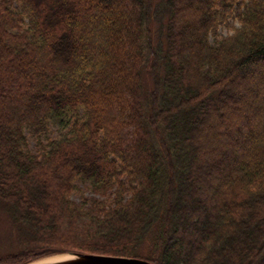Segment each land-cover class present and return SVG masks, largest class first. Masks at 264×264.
<instances>
[{"label":"trees","instance_id":"trees-1","mask_svg":"<svg viewBox=\"0 0 264 264\" xmlns=\"http://www.w3.org/2000/svg\"><path fill=\"white\" fill-rule=\"evenodd\" d=\"M0 205V264H264V0H0Z\"/></svg>","mask_w":264,"mask_h":264},{"label":"rangeland","instance_id":"rangeland-1","mask_svg":"<svg viewBox=\"0 0 264 264\" xmlns=\"http://www.w3.org/2000/svg\"><path fill=\"white\" fill-rule=\"evenodd\" d=\"M230 32L231 31L226 27H221L219 29V33H221L222 35L229 34ZM147 86H149V83L147 84ZM54 128H50L51 132L49 134L51 137L56 135V133L53 132L55 130ZM28 142H29V148L34 150L36 147L35 141L32 138H29ZM78 184L81 188L85 189V185H86L85 183L78 182ZM85 192L87 195L91 194L89 191H85ZM77 197H78L77 195H74V198L77 199ZM16 239H17L16 233L13 229L10 218H9L8 214L3 210L2 206L0 205V254H3L5 252L14 251L15 249H17ZM50 255H53V254H50ZM47 256H49V255H47ZM47 256H43V257L38 258L32 262H35V261L42 259L44 257H47Z\"/></svg>","mask_w":264,"mask_h":264},{"label":"water","instance_id":"water-1","mask_svg":"<svg viewBox=\"0 0 264 264\" xmlns=\"http://www.w3.org/2000/svg\"><path fill=\"white\" fill-rule=\"evenodd\" d=\"M76 257L70 261L59 264H154L151 261L139 257L112 256L95 253L66 252ZM26 264H35L29 262Z\"/></svg>","mask_w":264,"mask_h":264},{"label":"bare ground","instance_id":"bare-ground-1","mask_svg":"<svg viewBox=\"0 0 264 264\" xmlns=\"http://www.w3.org/2000/svg\"><path fill=\"white\" fill-rule=\"evenodd\" d=\"M76 256L70 253H57L35 261V264H59L74 259Z\"/></svg>","mask_w":264,"mask_h":264}]
</instances>
